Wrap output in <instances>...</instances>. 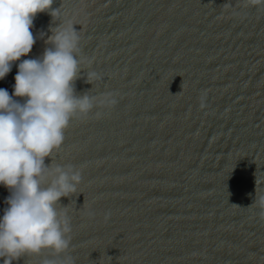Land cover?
<instances>
[{"label": "water", "instance_id": "water-1", "mask_svg": "<svg viewBox=\"0 0 264 264\" xmlns=\"http://www.w3.org/2000/svg\"><path fill=\"white\" fill-rule=\"evenodd\" d=\"M51 7L58 20L36 14V42L20 59L40 57L51 29L71 21L76 93L117 102L70 120L45 158L81 175L57 204L70 219L69 248L13 264H264V10L243 0ZM18 63L2 79L10 95ZM87 72L99 78L88 83ZM9 194L0 185V216Z\"/></svg>", "mask_w": 264, "mask_h": 264}, {"label": "clouds", "instance_id": "clouds-1", "mask_svg": "<svg viewBox=\"0 0 264 264\" xmlns=\"http://www.w3.org/2000/svg\"><path fill=\"white\" fill-rule=\"evenodd\" d=\"M52 4L53 0H0V80L19 61L12 94L0 88V185L10 193L0 216L2 264L43 249L57 255L67 251L71 223L57 204L76 192L81 175L71 165L46 164L45 158L63 143L70 120L87 117L97 105L117 102L111 94L98 99L76 93L82 59L80 36L71 21L51 29L50 46L40 57L20 59L36 42L30 30L36 14L48 12L58 20L59 8ZM243 4L264 10V0ZM98 78L96 72L86 73L88 83ZM256 204L264 208V195ZM61 264H73L72 257L66 256Z\"/></svg>", "mask_w": 264, "mask_h": 264}, {"label": "rangeland", "instance_id": "rangeland-1", "mask_svg": "<svg viewBox=\"0 0 264 264\" xmlns=\"http://www.w3.org/2000/svg\"><path fill=\"white\" fill-rule=\"evenodd\" d=\"M7 84L4 80H2V84L0 85V88H4V89H7Z\"/></svg>", "mask_w": 264, "mask_h": 264}, {"label": "trees", "instance_id": "trees-1", "mask_svg": "<svg viewBox=\"0 0 264 264\" xmlns=\"http://www.w3.org/2000/svg\"><path fill=\"white\" fill-rule=\"evenodd\" d=\"M2 84V80H0V85Z\"/></svg>", "mask_w": 264, "mask_h": 264}]
</instances>
